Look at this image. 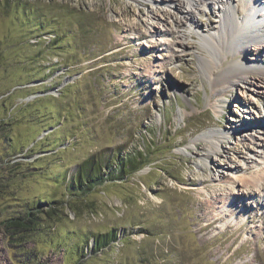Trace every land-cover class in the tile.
I'll return each mask as SVG.
<instances>
[{"label":"rangeland","instance_id":"374dc122","mask_svg":"<svg viewBox=\"0 0 264 264\" xmlns=\"http://www.w3.org/2000/svg\"><path fill=\"white\" fill-rule=\"evenodd\" d=\"M219 5L196 29L168 0H0V264H264V89L213 93Z\"/></svg>","mask_w":264,"mask_h":264},{"label":"bare ground","instance_id":"6f19581e","mask_svg":"<svg viewBox=\"0 0 264 264\" xmlns=\"http://www.w3.org/2000/svg\"><path fill=\"white\" fill-rule=\"evenodd\" d=\"M168 1L172 3V6L176 9L175 11L181 14V19L178 25L181 23L184 25L190 24L191 26H195L196 29H201V27H199L197 21H195L194 14L204 12V5L209 9L211 7L213 8L215 4H221L218 7L219 17L216 20L217 25H213L217 31L212 35L210 34L208 38H205L207 42L210 40L211 51L205 50L206 56H204V68L210 75L213 93L227 98L226 93L238 83H245L257 89H264V57H261L260 55L261 65L258 68L259 72L257 71L260 78L258 80L250 79L251 77L249 74L253 69L249 61L246 64H244L245 62L243 63V60H245V51L250 49L247 46V43H250L251 41L255 47H258L261 45L264 38V20H260V17L263 18L264 14L259 16V13L255 12L253 8L251 9L249 2L252 1L254 6L259 7L264 4V0ZM185 5L192 6V10L187 9ZM232 5L239 18L243 16V19H238V17L236 18L231 14ZM262 12L264 13V11ZM247 17H250V20ZM240 21L244 23L243 27ZM256 22H258V24H254ZM256 29H261L263 34L255 33ZM241 35L242 37L244 36V38H240ZM245 38L249 39V41L247 40L245 42ZM245 65L247 67L250 66L251 68L249 69H252V71L250 72L249 69H246ZM215 136L214 138H217ZM222 137L223 136L220 135L215 142H211L213 139L211 141L209 139L210 142L207 144L209 146L208 148H210L209 150L218 156L223 154V150H221L223 141ZM211 152L209 154H211ZM209 154H207V157H211ZM229 167L231 168L232 165H229Z\"/></svg>","mask_w":264,"mask_h":264},{"label":"trees","instance_id":"16d2710c","mask_svg":"<svg viewBox=\"0 0 264 264\" xmlns=\"http://www.w3.org/2000/svg\"><path fill=\"white\" fill-rule=\"evenodd\" d=\"M140 154V153H139ZM141 155H136L134 157H129V161H127L126 163L122 164L121 167V172L118 176L115 177V175H113L114 171L112 172L110 171V173L107 175L101 173V169L103 167V165L101 166H95V167H91L87 172H84V170H82L80 173L78 172V174L74 177V182L70 183L67 185V189L70 191L71 190L76 193V191H80V192H84L85 190H92L93 188H95L98 185L104 184L105 181H111V180H115V179H123V175L126 174V171H128L129 169H131L132 167H134V161L137 158H140ZM98 165H100L98 163ZM106 167L108 168L109 163H105ZM90 166H92L90 164ZM90 166H87L86 168H89ZM98 167V168H97ZM85 169V168H84ZM92 169H95V171H92ZM97 169V170H96ZM137 170V169H135ZM33 217L30 214L25 215L24 216H19V217H15L13 219L8 220V222H10L11 224L14 225L15 228H19V227H27L31 224V222L33 221ZM94 244L93 249H96V251H99L102 248H105L106 246H108L112 241H115L117 239V234L115 232H110V233H105V234H97L95 235L94 238Z\"/></svg>","mask_w":264,"mask_h":264}]
</instances>
